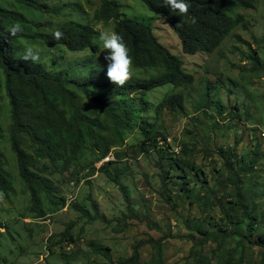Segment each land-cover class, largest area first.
<instances>
[{
	"label": "rangeland",
	"instance_id": "1",
	"mask_svg": "<svg viewBox=\"0 0 264 264\" xmlns=\"http://www.w3.org/2000/svg\"><path fill=\"white\" fill-rule=\"evenodd\" d=\"M116 1L124 15L151 24L159 40L182 57L185 69L195 77L191 88L177 89L187 97L186 114L170 111L156 114L157 104L171 85L147 93L145 99L149 105L142 112L160 126L163 135L160 147L168 155L166 169H171L170 159L175 157L184 160L187 171L172 169L174 182L170 188L174 198L169 201L162 185L161 154L156 150L142 152L140 132H129L125 143L119 149L113 148L104 159L97 160L96 153L87 147L83 156L63 173L52 171L45 160L38 161V171L53 179L59 188L54 196L59 203H53L42 193V207L47 215L37 217L11 146V112L4 80L0 79V154L12 184L10 197L0 198V223L7 227V231L0 229V264H118L132 256L134 245L139 241L160 239L166 234L169 236L165 238V264H226L230 253L247 235L248 222L240 211L236 224L229 227L222 206H211L202 198L223 203L232 200L236 190L228 177V168L237 170L239 160L250 162L255 155H258L256 168L241 176L243 204L260 221L253 241L264 234V73L250 71L255 65L252 52L257 51L264 64V44L257 42L264 39V0H259L253 9L239 11L246 15L248 28L237 29L212 55L184 53L181 40L168 21L142 0ZM47 3L58 10L48 12L15 0H0V5L25 15L27 20L7 18L5 23L9 28L20 23L26 34L49 33L78 23L92 24L99 32L114 31L113 20L100 22L94 18L101 0H48ZM237 35L249 44L241 43ZM14 44L20 55L29 46L43 49L40 62L53 76L81 78L93 67L83 63L92 54L90 48L70 50L63 44L50 47L42 38L28 35L17 37ZM98 45L94 65L107 67L108 51H101V40ZM132 72L143 74L133 68ZM208 81L217 87L213 92L215 103L210 107L207 105ZM110 94L105 89L93 88L89 97L81 94L82 103L93 112L96 101ZM134 97L139 99V95ZM116 152L120 153L117 157ZM234 153L238 158L233 157ZM109 160L114 162L108 166L110 172L114 167L123 171L121 182L132 196L135 218L129 217L128 204L121 191L101 169ZM186 181L187 187L183 190ZM62 197L66 199L65 205L61 203ZM92 203L98 207L100 220H93ZM85 213L87 218L83 217ZM188 220L193 221L192 226L209 229L212 234L226 229L229 233L237 231L238 235L225 241L218 238L202 243V235L187 229ZM69 222L77 224L73 228L74 244L60 240ZM91 241L105 247L102 255L93 252L89 246ZM220 244L222 249L215 255L214 250ZM244 246V264H260L264 248L250 239L245 240ZM153 253L151 245L143 248L142 264L151 263Z\"/></svg>",
	"mask_w": 264,
	"mask_h": 264
},
{
	"label": "trees",
	"instance_id": "2",
	"mask_svg": "<svg viewBox=\"0 0 264 264\" xmlns=\"http://www.w3.org/2000/svg\"><path fill=\"white\" fill-rule=\"evenodd\" d=\"M43 11H57L51 7L48 0H15ZM150 10L160 14L171 25L179 36L182 49L187 54H214L225 41L234 35L241 27L247 29V17L240 13L241 9H253L259 0H186L190 4L187 15L173 13L169 6H165L162 0H142ZM193 17L195 23L192 22ZM27 20L22 13L0 5V79L4 80V87L8 97L11 114L10 141L16 155L19 174L26 184L32 202V209L37 212V217L44 218L47 212L42 207L41 194L45 193L53 203H59L54 199L59 191L56 183L50 177H46L38 171V161L45 160L52 171L63 173L67 171L72 162L79 160L90 147L96 153L97 160L108 156L113 148H120L126 140L129 132L138 130L142 137L140 150L148 152L156 150L161 154L159 167L162 170L164 190L168 193L169 201L173 200V191L170 184L174 182L172 169L186 170L183 159L171 157V169H166L168 155L164 154L160 147L162 132L156 120L142 114L147 111L149 101L145 99L150 91L171 85L172 88L165 94L162 101L156 106V114L159 116L164 111L176 114H186L187 97L181 87L191 88L195 84V77L185 69L182 57L172 53L155 34L154 27L139 19L126 16L122 13L120 4L116 0H101L99 8L95 10L96 21L115 22L114 32L121 35L130 49L133 60V69L140 70L143 74L132 75V78L122 87L114 85L107 77V67L94 65L95 55L99 51L100 32L92 24H74L59 29L64 33L61 40L53 39L52 33H35L33 35L24 32L11 37L7 30L9 27L5 19ZM40 37L50 46L65 45L70 50H83L90 48L92 54L83 59L84 65H92L89 74L81 78L66 79L60 75L53 76L45 68L42 62L33 64L20 57L23 54L16 53L14 41L21 36ZM241 43L249 44L242 36L237 35ZM264 44V39L258 40ZM254 66L252 73H264V64L257 51L252 52ZM207 105L215 103L213 92L216 85L208 81ZM93 88H101L111 94L106 98L98 99L94 111L82 103L83 94L89 97V91ZM134 95H139L137 100ZM202 106H200V109ZM30 149L33 151L31 152ZM116 152L115 157L119 156ZM233 157H237L236 153ZM237 170L228 168V177L235 187L234 198L226 203L217 202L203 197L202 200L211 206H222L223 214L227 217V225L234 226L236 217L243 211L248 225V233L241 238L236 248L230 253L226 264L245 263V240L264 248V234H259L255 241L259 227V218L244 209L242 193V174L254 170L258 164V155L252 161H238ZM113 160L104 163L102 170L107 177L121 191L125 202L128 204L129 217L135 218L132 196L121 182L123 171L114 167L110 172L108 166ZM46 165V164H45ZM183 190L187 187V181L183 184ZM0 191L6 198L10 197L12 184L5 170L0 154ZM61 203L66 204V199L61 198ZM207 204V205H208ZM95 211L93 220H100L98 207L92 203ZM243 209V210H242ZM83 217L87 218L86 213ZM127 217V219L129 218ZM103 220V219H102ZM193 221L188 220L186 227L190 232L198 233L204 237L202 243L218 238L223 241L232 239L238 235L237 231L228 232L219 229L218 233H210L209 229L200 226H192ZM216 223H213V226ZM76 222L68 223L61 233V242L69 241L74 244L73 228ZM5 229L0 223V229ZM83 230V227H82ZM141 240L134 245L132 256L118 264H142L141 251L151 245L153 258L149 264H165V238ZM90 248L97 255H102L105 247L95 241L89 243ZM222 249L220 244L215 250L217 255ZM75 255L71 256L74 259ZM205 261V260H204ZM116 264V263H111ZM186 264H189L187 262ZM260 264H264V258Z\"/></svg>",
	"mask_w": 264,
	"mask_h": 264
},
{
	"label": "clouds",
	"instance_id": "3",
	"mask_svg": "<svg viewBox=\"0 0 264 264\" xmlns=\"http://www.w3.org/2000/svg\"><path fill=\"white\" fill-rule=\"evenodd\" d=\"M162 3L165 6H169L173 13H178L183 16L187 15L189 12L190 4L187 3L186 0H162ZM192 22L195 23L194 17ZM23 31L22 25L20 23H15L7 30V33H9L11 37H15ZM52 36L55 40H61L64 33L57 29L52 33ZM99 39L103 42L101 51H108V55L105 57V59L109 61L107 66L108 79L116 86H124L133 75V60L130 55V49L124 42L123 37L114 31H101ZM42 51L43 49L29 46L25 48L20 58L35 64L40 61ZM2 197L3 193L0 192V198Z\"/></svg>",
	"mask_w": 264,
	"mask_h": 264
}]
</instances>
